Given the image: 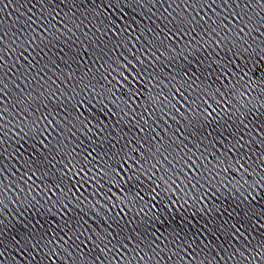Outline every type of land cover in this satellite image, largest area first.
<instances>
[{"label": "snow or ice", "instance_id": "6c2138e0", "mask_svg": "<svg viewBox=\"0 0 264 264\" xmlns=\"http://www.w3.org/2000/svg\"><path fill=\"white\" fill-rule=\"evenodd\" d=\"M36 2L37 0H7L3 7H8L9 4H18L20 7L30 4L34 8ZM40 2L47 3V0H40ZM163 2L168 4L165 9L168 16L165 19L171 18L169 22L172 23L177 32H192L199 27L205 32H212L218 35L219 33H224L221 25H224L225 21H227L229 31L224 33V36L227 37L234 34V48L237 45L244 47L245 51L251 48L252 51L249 52L248 58L253 63L264 57V39H261L258 44L256 43V37L264 34V0H163ZM0 3H2V0H0ZM202 12L204 13L203 15H201ZM33 23L35 22L33 21ZM28 28H32V25L28 24L24 31L19 32V34H13L11 39H9L8 33L0 27V141L3 140L5 107L9 97H12L17 89H21L19 95L14 97L13 102L18 100L20 104H23L27 101V96H30L35 90L32 82L42 79L44 68L47 67V65H44L37 69L36 64L38 62L35 61V58H33V62L27 65L25 70H22V65L17 64L21 57L27 59L24 56L25 52L31 55L29 50L35 51L36 48H39L42 52L47 47L44 42L43 32H37L33 29L31 33H28ZM17 52L15 63L18 67L15 70V79L20 81V83H16L15 87H13V79H10L12 65L9 63V58ZM34 69L35 75L33 76L32 72ZM261 82L264 83V78H262ZM57 93L60 96L64 94L59 89H55L48 92L47 98L55 99L57 98ZM41 95H43V92ZM28 102L31 103L30 101ZM17 106L19 107V105ZM48 115H51V113H48ZM42 119L46 120L47 116L42 114L33 123L38 125ZM52 123L53 121H48L41 135H43L44 131H47L48 126ZM41 143L43 144L44 142L41 141ZM261 143L264 144V140H261ZM44 147L48 151L44 154L43 161H32L33 164L37 165V170L40 167L49 169L55 167V164L60 162L56 160L58 154L60 155V160L64 159L62 151L64 145L59 142L53 145L51 141H48L47 144H44ZM0 148H2V143H0ZM261 166H264V159L261 160ZM5 171L6 169L0 168V194H3L5 190H10V185L4 184V180L8 178L4 175ZM2 204L3 202L0 201V212L3 210ZM81 228L82 225L79 222L67 221L61 226L62 236L59 233L52 237H48L47 233L41 234L40 239L36 240L33 245L35 250L42 253L36 264H43L46 259L49 264H56V261H59V264H141L142 261L145 264H153V261H155V264H162V262L171 261L173 255H179L178 252L165 253L163 248L157 250L159 246L154 248L151 245H147L146 247L152 253L151 256H148L139 245L129 249L128 245L121 241H117V244H112L111 239L104 233H94L85 236L81 240V236L84 235ZM36 231L34 228L28 235L35 239ZM85 231L87 230L85 229ZM70 233L75 234V239ZM76 241L80 242L77 243ZM89 244H91V247H88ZM261 247H264V245H261ZM45 248L48 249L47 252L44 251ZM169 251L171 252V250ZM129 252H131V255H129ZM141 253L144 254L142 255ZM0 256H2V253H0ZM145 257H147V260H145Z\"/></svg>", "mask_w": 264, "mask_h": 264}]
</instances>
